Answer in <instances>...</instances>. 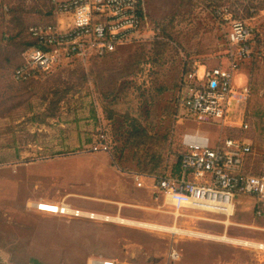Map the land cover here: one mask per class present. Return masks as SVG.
I'll list each match as a JSON object with an SVG mask.
<instances>
[{"label":"rangeland","instance_id":"obj_1","mask_svg":"<svg viewBox=\"0 0 264 264\" xmlns=\"http://www.w3.org/2000/svg\"><path fill=\"white\" fill-rule=\"evenodd\" d=\"M21 1L0 0V47L8 41L3 36L7 26L2 21L3 12ZM34 2L38 8L18 27L37 26L50 18V0ZM41 3L47 6L44 8ZM205 3L150 1L144 7L147 39L86 67L57 70L27 84L14 82L0 68V264L74 261L57 259L52 253L56 249L51 238L46 240V248L36 244L41 238L35 228L50 232L56 228L59 233L62 231L64 244L60 251L64 255V224L69 221L117 230L126 245L124 251L134 250L136 255L148 249L153 256L171 254L179 257L175 263L186 264L183 256L187 253L202 254L211 260L210 264H221L244 249L261 251L264 206L248 228L223 227L201 219L202 215L175 212L165 198H157L135 185V175H150L151 158L160 157V174H175L179 138L185 128L192 127L184 128L175 120L177 84L191 61L206 62L223 49V43L216 40ZM32 5V0H25L24 7ZM255 24L253 54L241 67L248 76L243 89L246 106L254 82L264 98V70L259 68L256 80L253 76L256 62L264 66V41L259 47L255 43L257 36L264 35V21L258 19ZM55 102L53 115L47 117ZM246 109L243 122L249 125ZM33 117L37 123H28ZM135 126L146 129L149 137L156 140L155 148L134 153L131 129ZM262 128L257 132L250 128L254 173L264 171V124ZM101 130L108 152H90ZM207 133L210 137L215 135L213 130ZM137 162L145 166L143 170L136 168ZM45 204L92 214L94 218L37 210ZM186 217L201 222H191ZM119 220L133 224L128 226ZM199 235L236 243L207 240ZM8 245L12 249L7 251ZM41 255L46 257L26 258ZM211 256L215 257L213 261ZM139 258L144 259L142 255ZM95 261L102 260L88 259L86 264Z\"/></svg>","mask_w":264,"mask_h":264},{"label":"built area","instance_id":"obj_2","mask_svg":"<svg viewBox=\"0 0 264 264\" xmlns=\"http://www.w3.org/2000/svg\"><path fill=\"white\" fill-rule=\"evenodd\" d=\"M144 1L51 0L54 24L29 28L34 46L23 55L12 80L26 83L57 70L86 67L143 43L147 39ZM249 14L253 16L243 19L241 10L228 4L211 10L225 36L223 49L206 62L188 64L175 101L177 124L204 128L205 133L185 128L175 174L134 176L138 189L165 198L175 212L202 215L207 222L232 228H248L264 206V176L244 175L245 163L253 156L248 126L231 118L234 107L245 101L233 88L234 77L253 54L255 22L264 21V10ZM207 130L215 135L210 137ZM90 152H108L103 130Z\"/></svg>","mask_w":264,"mask_h":264},{"label":"crops","instance_id":"obj_3","mask_svg":"<svg viewBox=\"0 0 264 264\" xmlns=\"http://www.w3.org/2000/svg\"><path fill=\"white\" fill-rule=\"evenodd\" d=\"M152 0H145L144 1V7L146 4H149V2ZM51 0L49 4L48 11L50 12V6ZM148 6V5H147ZM49 20L47 22H42L38 25H52L54 24V20L52 16L49 14ZM248 76L247 73L243 72L242 69H240L239 72L236 73L234 80H233V88L234 90L242 95L245 98V95H243V89L245 88V83L247 82ZM246 104L242 101L240 104L236 105L234 109L232 110V120L235 123L243 122V114L245 113ZM204 128L199 127H190L188 132H198V133H205ZM250 142L252 145V138L250 136ZM136 196V195H135ZM151 196V195H150ZM152 197V196H151ZM136 199H138L136 197ZM137 206H143V205H137ZM156 210V209H155ZM128 226L133 224L128 222ZM56 227V226H55ZM61 227V225H60ZM35 230H38L36 232L37 235L40 236V240L36 241V244L38 248L41 247V249L46 248L47 245V239L51 238L53 241V249L52 250L57 259L63 258V259H70L74 260L72 262H69V264H78V260L80 259V264H86V260H96L100 259L102 261L100 262H115L119 264H182V262H177L179 257L173 259L172 255H165L163 253H158L155 256L151 254V252L148 249H143V254H134V250L132 252L124 251L125 243L117 236V230H111L109 228H106V226H100L97 224H81L75 221H69L65 222L64 224V236L66 238V246L67 251H64V255H62L60 249H62V246L64 244L62 231L60 233L56 228H54L53 231H47L40 228H35ZM40 230V232H39ZM30 243V242H29ZM25 242H22V245H24ZM129 247H134L133 245L127 244ZM7 251L9 249H12V245H8L6 247ZM128 250V249H127ZM10 256L11 253H9ZM126 254V255H125ZM125 255V256H124ZM140 255L143 256V261L139 258ZM212 255V254H211ZM46 256H28L26 258L30 259H43ZM186 259V264H210L211 260H207L204 258L202 254H194V253H187V255L183 256ZM205 259V260H204ZM212 261L215 259V257L211 256ZM228 261H232L233 257H229L227 259ZM172 261V262H171ZM98 261L92 262V264L100 263ZM185 262V261H183ZM34 264H46L40 261L33 262Z\"/></svg>","mask_w":264,"mask_h":264},{"label":"trees","instance_id":"obj_4","mask_svg":"<svg viewBox=\"0 0 264 264\" xmlns=\"http://www.w3.org/2000/svg\"><path fill=\"white\" fill-rule=\"evenodd\" d=\"M23 1V2H22ZM21 2H18L14 5L12 8H6V10L3 12L2 15V21L4 24H7L5 27V32L3 33V36L8 37L7 44H5L4 47H0V60H2V63H0V68L6 76L11 77L13 73L22 66L23 64V55L31 49L34 46V42L31 40L29 33H28V27L25 25L23 28L18 27L17 25L19 22L23 21V18L26 19L28 16H32L34 14V11L38 8V4L32 0L33 5L29 8L24 7L25 6V0H22ZM207 5V14L209 15V18L213 24L214 31H215V37L217 42L220 44L225 42V36L221 34V32L217 29V26L215 22L212 20L210 16V12L213 8L218 7L220 5L228 4L233 10L239 9L241 10V18L247 19L252 17L253 15H250V10H254L257 14L260 11L264 10V0H250L246 4H244V0H202ZM42 7H46L45 4L41 3ZM49 18V15H48ZM49 20V19H48ZM11 27L9 28V26ZM32 27V26H31ZM215 39V38H214ZM264 41V35L257 36V39L255 43L258 44V47L261 43ZM215 43V42H214ZM263 45V44H262ZM109 56V55H108ZM106 57V56H105ZM102 59V58H101ZM256 71L253 74L254 80L257 79L256 73L258 72L259 68L264 70V66L262 62H256L255 64ZM182 78L180 79L179 83L177 84L176 91L178 92L181 87ZM21 83V84H27ZM256 83L254 82V85L250 87V98L246 109V120H248L249 125V135H250V128L254 131H261L264 124V106L262 105L263 102V95H260L259 90L256 87ZM56 102L52 104V107L50 111L49 116L53 115V112L56 108ZM171 115H173V111H171ZM28 123H37V120L35 117L31 118ZM38 123H42L39 121ZM250 126V128H249ZM134 130V133L131 135L135 140L132 142V147L135 154H139L141 152L148 151L151 147L155 148L156 140L154 138H150L146 129L135 126L132 127L131 131ZM251 136V135H250ZM254 159L252 157H249L245 163L244 167V175L246 176H253V177H262L264 176L263 172H257L254 173L251 169V163ZM151 165L150 166V175H159L162 171V161L160 157L151 158L150 160ZM136 168L142 169L143 165L141 163H135Z\"/></svg>","mask_w":264,"mask_h":264},{"label":"bare ground","instance_id":"obj_5","mask_svg":"<svg viewBox=\"0 0 264 264\" xmlns=\"http://www.w3.org/2000/svg\"><path fill=\"white\" fill-rule=\"evenodd\" d=\"M37 208V207H36ZM37 210H41L50 214H63V215H68V216H73V217H88V218H94V215L92 214H83L79 211L72 210L69 208H60V207H54L50 204H45V205H40L38 206ZM187 220L191 222H201L198 221L197 218H189L186 217ZM120 223L123 224H129L128 222H125L123 220H119ZM38 223H43V222H38ZM145 226H142V228ZM258 247V246H256ZM261 251H255V250H250V249H244L243 252L238 253L232 261H222L221 264H264V247H260ZM107 264H110V262H106Z\"/></svg>","mask_w":264,"mask_h":264},{"label":"water","instance_id":"obj_6","mask_svg":"<svg viewBox=\"0 0 264 264\" xmlns=\"http://www.w3.org/2000/svg\"><path fill=\"white\" fill-rule=\"evenodd\" d=\"M198 237H202L204 239H207V240H212V241H217V242H222V243H229V244H235L236 242H232L231 240H228L226 238H215V237H207V236H198ZM238 244L240 245H244V246H249V244H244V243H240V242H237Z\"/></svg>","mask_w":264,"mask_h":264}]
</instances>
